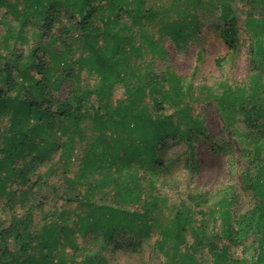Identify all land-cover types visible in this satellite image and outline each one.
I'll return each instance as SVG.
<instances>
[{
  "label": "trees",
  "instance_id": "trees-1",
  "mask_svg": "<svg viewBox=\"0 0 264 264\" xmlns=\"http://www.w3.org/2000/svg\"><path fill=\"white\" fill-rule=\"evenodd\" d=\"M161 1L0 0L6 26L0 37V201L13 213L8 226L0 220V264H107L104 252L115 234L148 236L153 230L164 264H201L200 251L212 264H264V14L256 16L253 6L264 10V0H217V28L232 59L238 51L232 4L253 7L243 22L251 38L248 83L201 88L227 124L240 116L247 129L253 145L242 152L249 160L241 182L251 208L237 216L233 194L222 196L209 213L218 222L209 233V214L193 210L209 202L208 194H178L164 222L159 215L166 196L142 197L144 178L152 187L167 181L169 172L158 167L166 142L183 141L193 158L192 141L206 134L193 116V85L173 71L152 69L154 59L165 53L152 29L158 26L160 34L180 40L187 37L184 19L196 24L195 16L179 6L177 18H171ZM173 1L192 9L201 5V0ZM73 66L94 77L95 84L53 101ZM117 87L123 97L113 102ZM84 143L85 152L76 155L77 145ZM55 155L57 161L49 164ZM45 165V172L37 174ZM57 165L66 178L62 201L68 208L46 215L38 229L30 230V214L16 219L15 208L26 207L28 194ZM106 190L113 202L95 200ZM89 233H100L103 245L82 253L77 237ZM248 238L254 245L251 260L233 258L230 250Z\"/></svg>",
  "mask_w": 264,
  "mask_h": 264
},
{
  "label": "rangeland",
  "instance_id": "rangeland-1",
  "mask_svg": "<svg viewBox=\"0 0 264 264\" xmlns=\"http://www.w3.org/2000/svg\"><path fill=\"white\" fill-rule=\"evenodd\" d=\"M217 0H201V5L192 9L189 5H177L173 0H162L159 6L169 11L171 18H177L179 9L193 14L196 24L190 23L189 19H184L183 27L187 32V37L176 40L168 34H160L157 27L152 29V34L159 40L165 53L162 58H156L152 62V69L158 74L173 71L179 77L193 85L192 107L193 116L196 117L206 130V134L199 141H192L193 158L190 156L189 147L183 141L175 143L169 140L163 165L158 166L161 171L169 174L165 176V182L150 184L148 177L141 181L143 198H151L158 194L166 196L162 203L159 215L160 222L170 218L174 212V207L178 204V194L205 193L208 194L209 202L206 205L193 207L195 212L202 211L210 213L216 202L224 195H232L234 202L232 211L237 216L250 210L251 204L248 196L243 191L241 182L245 170L248 168V158L242 152H247L252 147V142L247 140L245 133L247 129L240 116H236L233 124H227L217 110V107L205 93L202 87L216 89L221 83L230 86H245L251 76L250 58L247 47L251 43L250 36L245 33L243 22L247 14L252 10V6L235 2L232 4L234 16V29L236 32L237 54L232 58H227L230 54L225 41L221 38L217 28ZM255 15L264 14V10L258 5H253ZM5 11L0 13V37L6 33V26L1 24V18ZM8 23L12 24L11 18ZM171 20V19H170ZM14 25V24H13ZM24 46L18 44V48ZM223 58H225L223 60ZM222 59L221 66L216 61ZM68 78L61 84L59 90L53 93V101L63 100L73 92L92 87L96 80L85 70L79 71L73 66L68 73ZM123 97L122 90L116 88L112 101H118ZM90 136V133H88ZM76 155L85 152V143L77 145ZM58 156H53L51 163L57 161ZM49 165L39 167L37 174L45 172ZM55 172L49 176L43 184L37 185L27 196L26 207L18 205L15 208L14 217L16 219H26V214L31 216L30 230L39 228L46 215L68 208L63 205V197L66 195V181L62 175L61 167L57 165ZM77 165L72 166V172L77 169ZM195 168V169H194ZM142 176L143 172L140 173ZM85 191V187L81 189ZM102 199L111 203L113 198L111 192L97 193L95 200ZM11 211L0 201V220L9 225L12 219ZM197 219L201 218L199 215ZM74 217L71 216L69 224L72 225ZM207 232L217 228L218 222L207 215ZM196 231L199 227L194 225ZM157 238L153 230L150 235L132 236L126 233H117L104 252L107 264H164L163 257L156 250L154 242ZM252 238L244 239L243 246L239 249H231L230 253L235 259L251 260L254 251ZM191 234L188 236V244L191 245ZM79 251L94 252L102 243L100 233L87 234L84 238L77 237ZM13 247V246H12ZM11 247V248H12ZM66 254H71V250L66 247ZM201 264H212L211 258L206 251H200L197 255ZM80 259V258H79Z\"/></svg>",
  "mask_w": 264,
  "mask_h": 264
}]
</instances>
